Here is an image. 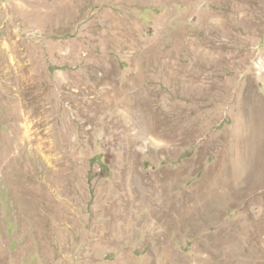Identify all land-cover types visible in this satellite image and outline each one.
Instances as JSON below:
<instances>
[{"label": "rangeland", "instance_id": "1", "mask_svg": "<svg viewBox=\"0 0 264 264\" xmlns=\"http://www.w3.org/2000/svg\"><path fill=\"white\" fill-rule=\"evenodd\" d=\"M0 264H264V0H0Z\"/></svg>", "mask_w": 264, "mask_h": 264}]
</instances>
